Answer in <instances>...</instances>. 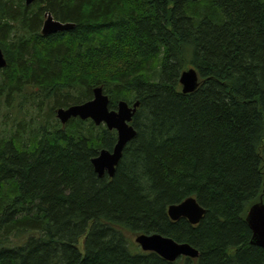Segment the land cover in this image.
<instances>
[{"label":"trees","instance_id":"1","mask_svg":"<svg viewBox=\"0 0 264 264\" xmlns=\"http://www.w3.org/2000/svg\"><path fill=\"white\" fill-rule=\"evenodd\" d=\"M48 12L74 27L44 35ZM0 47V264H264L246 221L264 200V0H0ZM99 86L110 109L140 103L112 177L92 160L117 131L57 114ZM189 197L195 225L167 212Z\"/></svg>","mask_w":264,"mask_h":264},{"label":"water","instance_id":"2","mask_svg":"<svg viewBox=\"0 0 264 264\" xmlns=\"http://www.w3.org/2000/svg\"><path fill=\"white\" fill-rule=\"evenodd\" d=\"M25 1L26 4H31L35 0ZM46 16L42 27V33L44 35L74 27L73 23H63L55 19L50 12ZM5 65L6 58L0 47V67H4ZM180 83L183 85V92L194 91L199 85L197 71L193 68L184 71L181 74ZM93 92L94 97L91 100L82 104L71 105L67 108L61 107L57 110V114L63 123L72 117H80L81 119L91 118L96 124L104 123L109 129L117 131L118 139L113 150L104 149L92 160L95 170L100 176L108 173L112 177L122 157L124 147L137 134L131 122L140 104L136 102L131 106L122 100L118 103L117 109H110L109 97L104 93L103 88L100 86L96 87ZM167 212L172 220H178L184 217L191 224H198L205 214V209L199 204L197 199L189 197L180 203L169 205ZM246 221L253 232L251 242L264 247L263 199L251 206L248 210ZM136 241L144 251L155 252L170 262H174L182 256L190 258L199 256V251L190 244L179 243L171 237L158 233L139 234L136 237Z\"/></svg>","mask_w":264,"mask_h":264},{"label":"rangeland","instance_id":"3","mask_svg":"<svg viewBox=\"0 0 264 264\" xmlns=\"http://www.w3.org/2000/svg\"><path fill=\"white\" fill-rule=\"evenodd\" d=\"M127 237L133 242L134 245L138 246L139 244L136 242V237L138 236L137 234L131 233V232H126ZM138 251V248H136ZM184 258V257H181ZM193 264H196V261H193Z\"/></svg>","mask_w":264,"mask_h":264}]
</instances>
